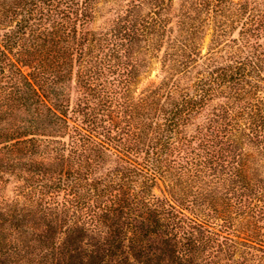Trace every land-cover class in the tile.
<instances>
[{"label": "trees", "instance_id": "16d2710c", "mask_svg": "<svg viewBox=\"0 0 264 264\" xmlns=\"http://www.w3.org/2000/svg\"><path fill=\"white\" fill-rule=\"evenodd\" d=\"M0 264H264V0H0Z\"/></svg>", "mask_w": 264, "mask_h": 264}, {"label": "rangeland", "instance_id": "374dc122", "mask_svg": "<svg viewBox=\"0 0 264 264\" xmlns=\"http://www.w3.org/2000/svg\"><path fill=\"white\" fill-rule=\"evenodd\" d=\"M209 40L210 35H207L202 46L203 52L207 50ZM162 76V62L158 58H153L149 60L148 66L143 69L142 74L138 77L136 87H138L139 91L151 87L153 84H158ZM13 192L14 186L13 184H9L6 189V194L12 198Z\"/></svg>", "mask_w": 264, "mask_h": 264}]
</instances>
